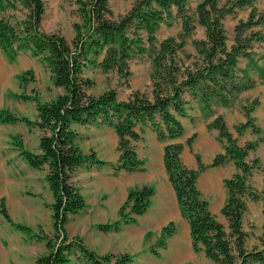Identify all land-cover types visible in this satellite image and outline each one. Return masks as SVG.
Instances as JSON below:
<instances>
[{"label": "trees", "instance_id": "16d2710c", "mask_svg": "<svg viewBox=\"0 0 264 264\" xmlns=\"http://www.w3.org/2000/svg\"><path fill=\"white\" fill-rule=\"evenodd\" d=\"M255 1L200 0L191 8L189 0H133L127 11L115 14L110 0H75L79 20L73 22L74 34L68 40L60 31L43 29L46 0H0V48L7 59L13 62L29 50L49 68L53 83L63 88L48 101L40 100L36 94H18L23 99L35 100L36 118L0 109L1 122H24L41 130L39 151L26 148L20 135L12 138L21 157L32 168L47 167L46 179L55 198L54 233L46 237L48 250L37 258V264H66L77 250L86 264L132 261L133 254H98L80 236L71 238L67 234L65 226L71 215L87 205L74 180L75 172L95 165H112L115 172L143 170L145 161L133 145V140L141 138L137 126L149 124L160 140L176 139L184 133L181 118L189 116L191 100H197L201 109L210 114L215 104L229 105L239 92L254 85L252 70L264 79V52L257 55L255 50L256 44L264 45V10H259ZM244 7L250 8L248 16L235 23L229 42L224 18ZM175 17L181 19L180 32L163 38L157 45V30L162 23L171 24ZM197 25L205 28V35L192 40L195 52H190L186 44ZM143 54L152 60L150 93L133 89L126 99H120L115 88L98 94L88 91L94 80L84 74L85 68L116 70L127 79L132 74L130 61ZM242 57L247 59L245 67L239 65ZM34 77L31 69L19 75L23 84ZM256 103L244 105L246 120L234 126L236 134L221 113L208 123L209 129L218 130L223 147L209 164L196 154L198 167L187 166L181 158V141L166 142L164 147L165 167L179 210L189 223L192 246L197 251L202 249L214 264H264V226L259 243L249 248L243 224L249 199H261L264 213V169L263 186L257 190L250 176L260 167L259 160H248L260 139L244 144L238 139L249 128L260 134L261 128L251 114ZM74 123L112 127L119 136L118 159L110 162L101 159L95 150L85 152ZM195 135L187 139V144H192ZM229 161L234 162L237 171L224 179L227 197L220 212L227 220L226 227L212 212L197 179L208 167ZM153 194L154 187L150 185L130 189L119 209L122 220L136 222V215L148 209ZM0 212L20 230L31 232L29 225L11 218L4 198ZM118 224L119 221L100 226L107 230ZM174 230L173 221L164 226L160 243L164 244Z\"/></svg>", "mask_w": 264, "mask_h": 264}, {"label": "rangeland", "instance_id": "374dc122", "mask_svg": "<svg viewBox=\"0 0 264 264\" xmlns=\"http://www.w3.org/2000/svg\"><path fill=\"white\" fill-rule=\"evenodd\" d=\"M199 1L200 0H189V6L191 8H194ZM225 1L227 0H220V3H224ZM132 2L133 0H110V6L114 10L115 14H119L127 11L130 8ZM46 4L47 8L42 20L43 29L48 32L60 31L67 37L68 40H71L74 34L73 22L79 20L76 14L77 5L75 3V0H46ZM255 4L259 10H264V0H256ZM249 10L250 8L248 7L240 8L236 11V13L228 14L224 18V23L229 34V42L232 41L233 27L235 23L241 18H246L248 16ZM180 30V17H175L172 20L171 24L162 23L160 28L156 32V44L158 45L160 40L169 35H178ZM204 35V27L197 25L193 34L188 38L186 49L190 52H195L192 40L194 38H201ZM255 50L257 52V55H260L262 52H264V45L260 43L256 44ZM21 60L26 61L24 64H20ZM246 63V58H240V67H244ZM15 64H18L20 66L19 71H16L12 68L15 66ZM29 66H32L31 68H33L35 71V79L30 80L26 84H23L19 78V73L26 69H29ZM130 68L132 70V74L127 79L120 76V74L116 70L104 71L101 67L85 68L84 74L94 80L93 85L88 89V91L98 94L108 88H115L120 99H126L129 96L130 92L136 88H141L142 90L150 93V72L152 69L151 57L148 54L138 55L134 57L130 61ZM251 76L255 79V83L252 87L239 92L236 97L233 98L229 105H222L218 103L215 104L213 107V112L210 114L205 113L201 109V106L199 105L197 100H191L188 104V112H190V114L189 116L182 118V122L184 123L185 127L184 134L181 137L175 139V141L185 142V151L190 158H195V154L200 153L204 161L208 162V160L211 159V154L206 153H212L213 147L210 146L211 149L209 151H205L201 147H196V144L198 142L201 143L204 136H209L208 134L213 135V131L208 130L207 123L212 120L216 116V114L223 112L228 121L230 129L235 133L234 126L246 120L244 105L249 106L252 102L256 101L257 103L251 114L253 117H255V123L260 126L261 132L260 134H258L253 132L252 129H248L244 134L239 136L238 139L240 144H244L248 140L260 139L256 149L250 151L248 160L252 161L256 158L259 160L260 167L254 169L253 174L250 176V182L257 190H261L264 169V79H261L258 76V73L253 70L251 71ZM61 91L62 89L58 88V86L53 83L49 68L39 57H35L34 55L32 56L29 50L24 51L23 54L18 58V60L13 62L9 61L5 54L0 51V109H9L16 114H26L32 116L35 111L36 102L23 99L19 97L18 94L33 95L35 93L36 95L38 94L37 96L40 98V100L48 101ZM25 126L26 123L24 122L3 123L0 121V130H2L3 133V140L0 145V204L1 199L4 198V205L10 210L12 218L15 219V222L21 220L20 216L14 214L13 212L12 199L14 200L16 194L13 193L11 189L7 188L6 180L8 178H11L18 182L22 181L23 175H25V168L23 167L24 159L19 155V152L12 147L8 139L11 138L13 131H16L17 133H21V131H24ZM75 128L79 132L78 141L82 148L86 150L85 152H89L94 148L98 153L97 155L100 156L101 159H109L110 157H114L116 155V149L113 148V145L118 143V136L112 127L106 125H97L93 123H79L75 125ZM145 130L146 133L153 132V134L156 136V132L153 131L150 126H147ZM194 133H196L194 141L191 145L187 144L186 140L190 138ZM172 141L173 139H169L167 141L159 140L157 142L160 146H162L164 145V143ZM135 142H137V140H133V145L135 146L136 151L138 150L140 156L145 157V155H148L149 148L151 147V145L147 143L149 141L145 143V141L139 140L136 144ZM30 144H32V141L28 142V145ZM108 150H111V152ZM216 150H223L221 143L217 144ZM225 165V177H230L234 172L237 171V168L233 161H229ZM112 169L113 168L109 166H98V168L97 166H93L92 169L82 167L75 172V177L77 178L76 180L81 186L84 194L88 195V193L90 192H88L89 185H91L94 176L100 177L99 180L101 181L103 187V183L106 184L104 177H107L103 173L108 172V174L112 175ZM41 170L42 173L45 172V169ZM139 171L143 172L144 169ZM115 173H117L115 174L116 176H119L120 172L118 171ZM143 185L153 186L155 193V185ZM143 185L131 187L129 189L117 190L116 197L118 199L120 197H123L124 199L121 205H123L126 201L130 189L141 187ZM170 188H172L171 185ZM20 192H22V189L18 187L17 195H19ZM110 192L111 191H109V193ZM224 193L226 194V188L224 186L223 180H221L219 187H217L214 191L204 190L203 195L206 198L209 196L208 200L210 201V207H212L215 205L220 195L222 196L224 195ZM107 195L108 191L104 195V197H106ZM262 204L263 202L261 199L248 200V211L244 216L243 224L244 229L248 232L247 245L249 248L259 243L258 237L263 232L264 214L262 211ZM45 206L47 208L45 210V213H43V217H41L40 223H34V219L32 216H25L23 217L25 219H22L28 223L35 224L34 227L30 226L31 232L27 233L30 238L47 240L46 237L51 236L54 233L53 228L49 227L51 211L48 209V205ZM126 211H129V207L126 208ZM212 211L213 213H216L218 219L222 221L226 227H228L227 220L224 216L221 215L220 210L216 212L212 209ZM138 216L139 215H136V217ZM116 217L117 218H114V216L109 213V219L112 220H108L105 223L114 225L119 221V224H121V226H125L127 222L122 220L121 215L119 214V210ZM166 217H168V219L166 220V224L164 226L173 221L175 227L174 232L165 239L164 244H161L159 239L161 237L163 228L157 227L156 230L147 231L145 234V241L142 242L141 248H139L138 252L133 254V259L128 264H168L167 261L170 259V250H168L167 247L168 244L170 245L171 239L173 238V236H175V234L177 236L179 234L181 236V239H183V241L185 242V249L183 251L184 256L194 252L201 253L200 250L197 251L192 247L188 221L185 217L182 216L178 204H176L175 207L170 208V213H167ZM0 221H4L1 213ZM121 226L118 227L120 228ZM113 227L116 226H112L107 230H110ZM100 229H102L101 226ZM181 257H183V255Z\"/></svg>", "mask_w": 264, "mask_h": 264}, {"label": "crops", "instance_id": "0c3cea01", "mask_svg": "<svg viewBox=\"0 0 264 264\" xmlns=\"http://www.w3.org/2000/svg\"><path fill=\"white\" fill-rule=\"evenodd\" d=\"M0 51H2L1 48ZM22 54H20L16 58V60H18V58ZM25 61L26 60L23 61L21 60L20 64H24ZM29 67H30L29 69L33 71L35 76L34 69L31 68L32 66ZM12 68L16 71H19L20 66L18 64H15V66ZM58 88L62 89L63 91L62 87L58 86ZM136 89H141V88H136ZM33 95H35V93ZM26 100H32L35 102V100L33 99H26ZM37 113H38L37 107L35 106V111L33 115L32 116L27 115V116L30 118H36ZM188 113L190 114V112ZM221 114H223V112H221ZM208 123H207V128H208ZM76 124L79 123L73 124L74 129H76L75 128ZM147 126L150 125L149 124L139 125L136 128L138 132L141 134V138L138 139L137 142L139 140L145 141V143L149 141L147 143L151 145V147L149 148L148 155H145V157H141L137 150L139 157L145 160L144 171L142 172L139 170H133V171L120 170L119 176H116L115 174L117 173H115L114 167L112 165H104L113 168L111 171V173L113 174L112 175L108 174V172L103 173L104 175L107 176L104 177L106 184L103 183L104 184L103 187L101 181L99 180L100 177L94 176L91 185H89L88 192L89 191L90 192L88 193V195L84 194V192L82 191L86 199L87 205L80 212L72 214L69 221L67 222L66 230L69 237L72 238L75 236H81L85 244H87V246H89L90 248L94 249L98 254L124 253V252L135 254L136 252L139 251V248H141L142 242L145 241L146 232L156 230L157 227L163 228V226L166 224V220L168 219L166 215L167 213H170V208H173L176 206V204H178L175 191L169 180V176L164 163V147L166 143L160 146L157 142L160 140L159 138H157L158 137L157 133L156 136L153 134V132L146 133L145 129L147 128ZM208 130H212L213 135L208 134L209 136L207 135L204 136L201 143L198 142L196 144V147H201L205 151H209L211 149L210 146L213 147L212 153L210 152L206 153V154H211V159H209L208 162L204 161L200 153H196L200 155L202 162L205 164H209L212 161L213 157L216 155V153L220 152L217 151L216 149H217V144L221 143L218 139V135H219V132H217L218 130L214 128L213 129L208 128ZM12 133L13 134L11 135V138L8 139V141L10 142L12 147L15 148L18 152L19 149L15 147V145L12 142V138L14 135L21 136L23 144L26 148L32 151H39V139L41 135V130L39 128L30 127L26 124L25 130L21 131V133H17L16 131H13ZM2 140H3V133L2 130H0V141H1L0 145L2 143ZM29 141H32V144L28 145ZM173 141H175V139H173ZM137 142H135V144ZM181 142L184 143V148L181 153V158L183 162L189 167L197 168L198 161L196 154H195V158H190L185 151V142L184 141ZM118 146H119V136H118V143L113 145V148L116 149V155L114 157H110L109 159H105V160L110 162H115L118 159L120 154ZM93 150L96 151V149L94 148ZM108 151L111 152V150ZM23 161H24L23 167L25 168L24 170L25 175H23V180L20 182L15 181L11 178H8L6 180L7 188L11 189L12 192L16 194L14 200L12 199V206H13L14 214L19 215L21 219L17 222L24 223L34 227L35 226L34 223L41 222L40 221L41 217H43V213H45V210L47 208L45 205H48V209L51 211L49 227H52L54 230L52 204L55 198L50 188V185L46 179L47 167L43 168L45 169V172L42 173L41 169L32 168L25 160ZM225 166L226 165L208 167L199 174L197 179V184L199 189L202 191V193L204 192V190L214 191L217 187H219L221 180H223L224 183V179L227 177V176L225 177L224 175ZM75 176H74V180L78 183V181L76 180L77 178ZM143 184H153L155 185L156 190L155 193L151 196V202L147 211L137 217V222L126 223L125 226L123 225L121 226V224H118V226H121L120 228L113 227L112 229L107 231L100 229V224L105 223L108 220H112L109 219V213H111V215H113L114 218H117L116 216L118 214L119 207L121 206V203L124 199L123 197H120L118 199L116 197V191L129 189L131 187L140 186ZM169 184L172 186V188H170ZM262 186H263V179H262ZM18 187L22 189V192H20L19 195H17ZM107 191H108V195L104 197ZM109 191L111 192L109 193ZM226 197H227V192L226 194L224 193V195L222 196L220 195L215 205L210 208H212L216 212L221 210V207L223 206ZM7 210L12 218V215L8 207ZM262 211H263V204H262ZM2 216L4 221H0V264H37L36 263L37 258L40 255L47 252V240L30 238L29 235L27 234L28 232L20 230L19 228L14 226L3 214ZM25 216H32L34 219L33 221L34 223L31 224L22 220L25 219L23 218ZM13 220L15 221V219ZM189 233H190V227H189ZM176 236H177L176 234L175 236H173L170 245L168 244L167 247L168 250H170L169 252L170 259L167 261L168 264H179V263L214 264V262L209 257H207L205 253H203L204 251L202 249L200 250L201 253L194 252L184 256L183 251L185 249V242L183 241V239H181V236L179 234L177 237ZM182 255L185 258L181 257ZM66 264H86V263L85 260L80 255L79 251L77 250L76 252L70 255V260Z\"/></svg>", "mask_w": 264, "mask_h": 264}]
</instances>
